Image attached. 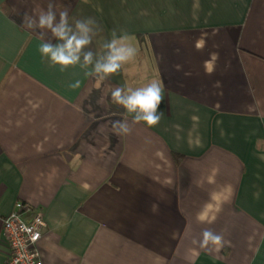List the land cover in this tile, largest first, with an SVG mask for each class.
Listing matches in <instances>:
<instances>
[{
    "label": "crops",
    "instance_id": "obj_1",
    "mask_svg": "<svg viewBox=\"0 0 264 264\" xmlns=\"http://www.w3.org/2000/svg\"><path fill=\"white\" fill-rule=\"evenodd\" d=\"M48 2L0 0V264L4 217L35 207L44 264H264V0H53L96 21L93 52L137 48L103 80L40 54L55 39L21 23ZM153 80L159 123L117 134L111 92ZM205 228L229 243L200 248Z\"/></svg>",
    "mask_w": 264,
    "mask_h": 264
},
{
    "label": "clouds",
    "instance_id": "obj_2",
    "mask_svg": "<svg viewBox=\"0 0 264 264\" xmlns=\"http://www.w3.org/2000/svg\"><path fill=\"white\" fill-rule=\"evenodd\" d=\"M21 26L33 31L37 29L50 31L56 43H53L51 39H46V33L40 31L39 52L52 65H59L62 70L79 65L86 70V75L95 76L101 80L118 73L124 64L133 60L137 55V48L130 42V38L127 35L117 36L115 31L111 34L112 38L103 43L102 53L93 52L89 46L99 31L96 21L92 18H85L75 19L73 23H70L68 6L63 7L57 18L53 0H49L47 9L41 11L38 17L25 13ZM212 55L215 58L216 54ZM79 84V80H76L69 87L77 88ZM111 97L115 104L132 115L131 124L126 119L113 122V129L119 135L130 134L132 125L141 122L153 127L159 123L163 115L158 108L164 100V89L157 80L135 89L115 87L111 92ZM197 219L201 223H210L206 221L203 214H198ZM194 243H199L202 249L218 252L229 242L225 240L223 234L205 228L202 230V239Z\"/></svg>",
    "mask_w": 264,
    "mask_h": 264
},
{
    "label": "built area",
    "instance_id": "obj_3",
    "mask_svg": "<svg viewBox=\"0 0 264 264\" xmlns=\"http://www.w3.org/2000/svg\"><path fill=\"white\" fill-rule=\"evenodd\" d=\"M17 206H22L17 203ZM44 211L33 208L30 218H24L14 210L3 219V234L10 252L4 264H44L38 242L42 236V228L46 225Z\"/></svg>",
    "mask_w": 264,
    "mask_h": 264
}]
</instances>
